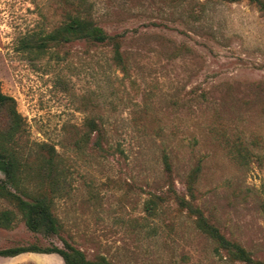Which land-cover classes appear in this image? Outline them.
Instances as JSON below:
<instances>
[{"label":"rangeland","instance_id":"1","mask_svg":"<svg viewBox=\"0 0 264 264\" xmlns=\"http://www.w3.org/2000/svg\"><path fill=\"white\" fill-rule=\"evenodd\" d=\"M74 16L117 38L126 69L113 44L48 40ZM0 83L23 117L4 144L21 161L24 198L45 196L60 227L31 231L0 196V214L13 213L0 225V249L68 243L113 264H245L185 201L264 261V9L256 3L0 0ZM9 126L0 109V147ZM0 264L65 263L28 252Z\"/></svg>","mask_w":264,"mask_h":264},{"label":"trees","instance_id":"2","mask_svg":"<svg viewBox=\"0 0 264 264\" xmlns=\"http://www.w3.org/2000/svg\"><path fill=\"white\" fill-rule=\"evenodd\" d=\"M236 2L240 0H229ZM256 3L261 9H264V0H249ZM72 37L90 40L98 44H113L114 58L116 62L126 69L124 57L122 55L120 45L114 35L108 34L102 27L95 25L87 18L74 16L61 29L49 34L48 40L56 41H70ZM1 85V83H0ZM0 109L6 112L10 126L6 135L3 136L0 147V172L4 174V178H0V196L11 200L19 208L23 215V219L27 227L33 232H42L46 235L56 234L60 227L56 216L51 210V206L47 198L43 195L31 198H24L28 193L24 190L25 179L22 176L21 161L18 156L9 150L4 143L11 142L15 135L21 131L23 117L18 111L16 99L13 96L5 94L0 88ZM88 126L99 131L102 130L98 124L91 120ZM5 141V142H4ZM98 148L103 150L104 147L98 141ZM240 159H245L246 155L239 153ZM184 201V200H183ZM193 213L197 216V222L200 228L209 234L219 246L226 250L229 257L233 260L243 262L245 264H264V261L257 260L241 244L227 238L218 227L213 225L203 211L193 205L187 204ZM153 209L149 205V211ZM13 213L9 210L3 211L0 214V225L9 226L13 220ZM36 252L47 254H58L62 257L65 264H113L106 257L101 256L95 259L87 257L84 251L76 248L68 243L64 248L58 246L41 247L38 245L16 246L10 248L0 249V257H16L23 253Z\"/></svg>","mask_w":264,"mask_h":264},{"label":"crops","instance_id":"3","mask_svg":"<svg viewBox=\"0 0 264 264\" xmlns=\"http://www.w3.org/2000/svg\"><path fill=\"white\" fill-rule=\"evenodd\" d=\"M17 257V256H16ZM1 258V257H0ZM3 258H9V259H13V258H15V257H3Z\"/></svg>","mask_w":264,"mask_h":264}]
</instances>
